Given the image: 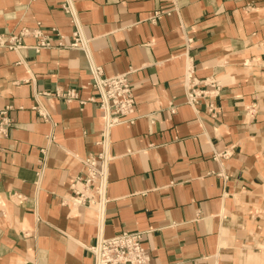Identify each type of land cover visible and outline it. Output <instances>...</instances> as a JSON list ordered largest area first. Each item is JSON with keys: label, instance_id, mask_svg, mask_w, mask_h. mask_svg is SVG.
Returning a JSON list of instances; mask_svg holds the SVG:
<instances>
[{"label": "crops", "instance_id": "crops-1", "mask_svg": "<svg viewBox=\"0 0 264 264\" xmlns=\"http://www.w3.org/2000/svg\"><path fill=\"white\" fill-rule=\"evenodd\" d=\"M67 2L0 0V35L66 45L0 46V264H92L97 237L123 231L143 232L148 264H264V0ZM91 64L131 70L136 118L109 131L103 197L78 205L82 160L103 148Z\"/></svg>", "mask_w": 264, "mask_h": 264}, {"label": "built area", "instance_id": "built-area-1", "mask_svg": "<svg viewBox=\"0 0 264 264\" xmlns=\"http://www.w3.org/2000/svg\"><path fill=\"white\" fill-rule=\"evenodd\" d=\"M65 1L66 3L62 5L63 9L67 13H72L70 4L67 0ZM156 16L154 15L152 18L154 19ZM25 36L36 38L37 42L31 46L35 51L54 46H66L61 39L58 40L57 44H54L38 28L29 29L26 27H23L17 34L0 35V46L11 50L19 49L23 46L21 39ZM73 38L74 40L69 44V47H84L77 28L73 32ZM90 71L92 75L90 85L98 91L97 105L103 111L104 124L99 141L103 148L96 156L88 155L82 160L85 175L76 178L72 184L74 194L70 195L71 203L78 205H90L103 197L107 176L105 163L108 160L105 145L109 131L116 125L133 123L136 118L134 115L135 100L128 77L131 70L105 76L101 66L91 64ZM212 84L214 87H218L215 82ZM185 88L186 101L191 105L199 103L205 95L202 91L194 89L195 83L190 67H187L185 72ZM55 95L67 102L78 98V92L73 88L57 89ZM84 102L80 101L82 104ZM9 109L10 106L0 109V138L7 137L9 134L12 124V119L8 115ZM208 109L213 113L215 112L211 104H209ZM39 113L44 119L49 118L47 113L40 111ZM76 185L78 186L75 187ZM142 238L143 232L141 231H123L110 237L98 236L94 245L90 247L93 255L92 264H148L149 255L142 244Z\"/></svg>", "mask_w": 264, "mask_h": 264}]
</instances>
